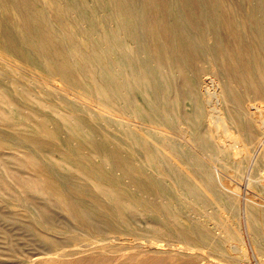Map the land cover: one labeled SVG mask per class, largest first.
<instances>
[{
	"label": "bare ground",
	"instance_id": "bare-ground-1",
	"mask_svg": "<svg viewBox=\"0 0 264 264\" xmlns=\"http://www.w3.org/2000/svg\"><path fill=\"white\" fill-rule=\"evenodd\" d=\"M251 9L241 18L231 0H0V202L23 208L22 228L44 241L1 248L0 264H264V201L242 202L216 165L233 156L246 188L264 191V101L248 102L264 100V0ZM219 29L228 38L204 45ZM256 137L260 149L249 146ZM235 237L252 256L228 246Z\"/></svg>",
	"mask_w": 264,
	"mask_h": 264
},
{
	"label": "rangeland",
	"instance_id": "rangeland-1",
	"mask_svg": "<svg viewBox=\"0 0 264 264\" xmlns=\"http://www.w3.org/2000/svg\"><path fill=\"white\" fill-rule=\"evenodd\" d=\"M231 1H232V5L236 6L238 8V11L240 14V15H238V17H241V18H243V15L248 16L249 14H251L252 5L254 3H256V0H231ZM241 18H239V20ZM253 18H251V19H253ZM143 31L145 33V36L143 37L144 42H146L145 44L151 45L153 42L151 34L149 32H148L149 33L148 34L145 30H143ZM207 31L204 33V36L206 38V40L203 42L204 45H210L213 42V39H212L213 36H216L222 40H226L228 38L227 33L223 29H219L217 31H210V32L209 31L207 32ZM145 51H149L152 53L154 50L152 51V49L148 46V48L146 47L144 50L142 49V55L146 54ZM149 63L151 65L155 64L153 57L150 58ZM164 65L167 68L166 71L170 73L171 81L173 82V84H182L183 79L180 77V74L178 73L177 67L172 65L169 61H166L164 63ZM192 69H193V66L192 67L187 66L186 67L187 73L188 74L193 73ZM201 71H202V68L200 67L199 72H201ZM261 101H264V100H262V98L260 96H252L248 102L249 103L252 102L255 105H258V104L262 105L263 102H261ZM254 110H256V109H254ZM2 128H3L2 130L8 132L7 127L2 126ZM220 129H222V128H220ZM256 131L258 132V135H260V133L262 132L259 128H256ZM38 135L40 136V138H45V140H48V142L55 141V140H53V138L48 137L44 134H41L40 132L38 133ZM257 139H258V137L255 138V142L249 143V146L251 148L255 147L257 149L261 146L260 144H258ZM260 151H262V155L264 156V145L261 146V149L258 152H260ZM230 160H231L230 165L229 164L225 165L223 163L216 164L217 167L219 168V172L222 176V181L225 184H227L229 187H235V186L240 187V191H242V192L240 193L239 198L242 200V202L247 197H252V198H255L259 201H264V191L262 190L261 186L258 183H253V185L250 186V189H247L246 185H247L248 179L243 177V176L242 177L238 176L236 174V171H235L234 166H233L234 164H236L235 158L232 156V158H230ZM249 165H250V162H244V170L246 172L248 171L247 169H248ZM256 176L260 180L264 179V177H261L262 176L261 173L256 174ZM49 210H50V212L55 213L57 215V217L62 218V220H64L67 224H69L71 226H75V222L73 220H71L66 215V213H64L58 207L51 205ZM214 211H215L214 208L210 207L207 212L209 214V212L213 213ZM0 214H4V216L15 214V220H13V221H9L6 218L4 219L0 215V229H1V227H3L5 229L9 230L12 233V235H10V236L13 237V242H14V245L9 244V242L6 241L7 239L4 238L3 233L0 231V233L2 234V235L0 234V249L2 248L6 253L7 252H13L11 250L9 251V249L12 247H15V248L17 247L18 248L17 250L19 251L20 254L26 253L27 251H31V252L37 251L40 248V246L44 243V241L40 238V236L36 235V233L33 232V230L32 231L28 230V229L25 230L22 228V225L25 224L24 222L29 221V218L25 217V215H24L25 210L23 208H19V207L13 206L11 204H6V202L5 203L0 202ZM223 215L230 216L231 214L224 211ZM200 220L205 222L206 217L203 216L200 218ZM227 222L231 223V220L228 219ZM242 226L243 225H240L241 229H243ZM216 233L224 234L220 229H217ZM245 235L247 237V234H245ZM247 239H248V237H247ZM231 245L232 246H239L240 248L242 246L244 248V251L249 250V246L244 245L241 238H238V239L236 237L230 238L228 240V246L230 247ZM243 252L236 251L234 253L238 256H241L243 254ZM250 255L252 256L251 251H250ZM263 257H264V255H263ZM206 261H208V260H206ZM122 262L123 261L121 259L120 260L117 259L113 262V264H122ZM50 264H57V263H50Z\"/></svg>",
	"mask_w": 264,
	"mask_h": 264
}]
</instances>
